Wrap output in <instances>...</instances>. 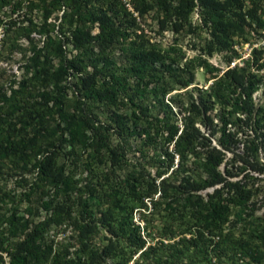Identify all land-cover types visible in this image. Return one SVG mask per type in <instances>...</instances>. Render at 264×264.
Here are the masks:
<instances>
[{"label": "trees", "instance_id": "1", "mask_svg": "<svg viewBox=\"0 0 264 264\" xmlns=\"http://www.w3.org/2000/svg\"><path fill=\"white\" fill-rule=\"evenodd\" d=\"M129 3L136 15L121 0H0V9L10 5V12L37 8L43 22L56 21L58 35L52 51L57 68L47 66L50 54L34 51L30 79L22 78L7 95L0 93V160L20 163L34 173V181L18 193L17 202L30 201L37 189L40 193L36 205L27 207L26 218L13 206L0 219L8 231L0 235V264H108L106 259L114 264H146L148 259L151 264H176L185 256L188 263L202 264L211 258L232 260L235 255L246 258L245 264H259L264 256L261 247L236 239L233 228L258 191L246 186L244 178H254L249 171L264 175V98L261 103L252 98L264 82L259 72L264 43L251 47L240 64L229 62L236 55L231 49L235 38L264 31V0ZM147 13L153 15L157 35L193 33L195 15L208 37L206 51H230L226 66L217 73L204 57H188L174 40L165 47L154 42L141 27ZM65 45L72 52L69 57L62 54ZM49 46L46 43L47 52ZM114 50L123 58L118 64L111 56ZM199 67L217 72L205 88L188 87ZM70 75L74 103L65 99V83L59 84ZM37 82L45 88L51 84L52 90L36 92ZM30 122L33 129L27 136L25 125ZM111 132L120 141L111 143ZM124 134L141 137L138 161L126 157ZM238 142H244L242 152L236 151ZM65 144L74 168L88 174L80 185L67 173V165L57 161ZM144 164L161 169L150 177ZM99 167L101 179L95 183L90 178L96 177L94 168ZM122 167L123 176L111 175ZM241 173L240 178L229 179ZM208 187L211 193L204 198L199 191ZM154 194L159 200L152 199ZM91 196L103 197L105 207L92 210ZM11 197L2 193L0 202ZM161 199L170 211L181 213L186 224L169 231L163 225L160 229L167 238L150 243L132 221V212L138 211L146 224L145 200L153 209ZM32 212L39 217L34 219ZM56 226L69 228L67 241H57L49 233ZM98 226H104L108 235L105 243L93 246L89 236ZM252 232L264 240V229Z\"/></svg>", "mask_w": 264, "mask_h": 264}, {"label": "rangeland", "instance_id": "2", "mask_svg": "<svg viewBox=\"0 0 264 264\" xmlns=\"http://www.w3.org/2000/svg\"><path fill=\"white\" fill-rule=\"evenodd\" d=\"M191 19L194 30V32L191 34L186 33L185 30H182L174 35H171L169 32H163L162 34L158 35L156 33L153 34V31L155 30L154 19L153 15H150L149 13L143 16L141 27L146 33L150 35L152 40L154 42L156 41V43L160 46L165 47L174 40L182 47V50L185 51V54L188 57L199 55L204 57L208 63L217 67L218 72H207L200 67L193 70V84L189 85L188 87L195 85L199 88H205L213 80L214 74L216 72L219 73L226 66V56L231 53L229 50H227V52L222 51L220 53L207 52L206 43L209 44L207 34L204 33V31H202V29L198 26L195 15H193ZM55 23L56 21H53L52 18H47L46 21L43 22L42 18L40 17V11H38L37 8H34L30 12L26 13L23 7H20L16 12H10V5L0 9V93L4 92L7 95L10 87L16 86L17 82H19L22 78L30 79L33 72V67L30 65V57L33 55L34 51H39L41 54H50L47 56V66H50L52 69L57 68L58 58L54 56L52 52L56 47L55 43L58 36ZM46 43H50L48 52L45 50ZM263 43L264 31L245 33L240 38H235L231 49L236 52V55L231 58L230 62L240 64L242 60L249 56L251 47H258ZM192 45H194V47H192ZM65 47L66 49L62 52V54H64L66 57H69L72 52L68 51L69 45H65ZM111 56L117 64L123 60L118 50L112 51ZM261 57L264 59V52ZM39 60H43L42 56L39 57ZM259 72L264 75V66ZM72 80L73 78L71 75L64 76L59 83L60 85H64L65 83V99L70 101V103H74L76 100L75 95L72 92V87L70 86ZM262 81L259 84L257 90L252 93L254 103H261L263 101L264 82ZM35 85L37 89L36 92H39L41 89L52 90L51 84H48L46 88L38 82ZM182 90L183 89L172 90L169 94L171 95L174 94V92ZM183 97L184 96L182 95L180 98H175V100L177 99V101H180V99H183ZM171 105H173V109L175 111L178 110L173 102H171ZM54 109L55 108H52V110ZM126 112L128 111L126 110ZM211 113H213V111H211ZM178 115H181L180 112ZM105 119H108V117ZM52 122L53 121L50 120L51 124ZM111 124L113 125V123ZM18 127L19 125L17 124L16 128ZM32 129L33 126L31 122L25 125V133L27 136H31ZM239 136L242 138V135ZM122 139L125 142L126 157H128L131 161H138L140 158L138 157L137 149L143 147L141 137L126 136V134H124ZM115 141H120V138L115 134V132H111L110 142L115 143ZM243 143L244 142H238L236 145V151L242 152L244 148L242 145ZM68 150V146L66 144L63 145L62 149L58 151L57 161L64 162L65 165H67V173H69L71 177L77 181V185H80L88 178V174L86 175V172H79V167L74 168L73 165L76 163L70 161ZM148 151L150 154V147H148ZM258 157L260 160H262L261 149L258 152ZM144 165L146 169H149L150 177H154L155 171L161 169V167L157 164L156 166H150L147 164ZM219 168L222 169V165H220ZM125 170V167L116 169L111 175L121 177L124 175ZM94 171L96 172V177H91L90 179L93 178V181L98 183L101 179L100 167L97 169L94 168ZM245 171H248V169L246 168ZM249 174H252L254 178L245 177L244 183L246 186L256 187L258 191L256 194L251 196L249 202L246 203L243 212L240 214V219L234 225L233 234L239 241L246 240L250 245H257L261 247L262 251L264 252V240H260L258 236H254L252 232L253 230L264 229V175L251 171H249ZM241 175L242 173L229 179L235 180L240 178ZM161 177H165V174L155 177L157 178L156 181H160ZM33 181L34 173L23 168L20 163L14 164V162H11L9 159L0 160V194L7 193L10 195V197L12 196L11 199L8 198L4 200V202H0V219H5V217L9 215L13 206L16 207V213L20 217L22 216L26 218L27 215H29V212L26 209L27 207L33 208L34 205H36V200L39 197L38 195H40L38 192L39 189H37V193L32 194L30 201L17 202V195L21 191L26 190ZM88 189L89 187L86 188V190L84 189V191H88ZM95 189L97 190V186ZM211 190L212 188L208 187L199 191V194L205 198L207 194L211 193ZM156 195L157 194H154L152 199H156ZM91 197L90 208L92 210L102 209L105 207L106 203L104 202L103 197ZM157 200L159 199L157 198L156 201ZM150 202L151 201L145 200L147 207L143 210V212L141 211L144 214V219L147 221L146 224L144 220L138 218V211L132 212V221L139 225L141 230L140 234L143 235L148 242L155 243L158 240L164 239V237H166L160 229L163 225H167L165 231H169V229L183 227L186 224V218H184L179 212L175 213L173 210L170 211L171 207H165L163 199H161L160 203L153 207V209L150 207ZM230 207L232 211L235 208L232 206ZM31 214H33L32 217L34 219L39 217L35 216L33 212ZM228 218L234 219L232 215H229ZM144 224L146 225V228L142 230V227H145ZM6 227V222L0 220V235H8V231L5 230ZM49 233L54 235L57 241H62L63 239L64 241H67L66 235L69 234V228L65 227V229H63V226L51 227ZM106 235L108 234L104 226H98L96 231L89 236V241L93 246L101 245L105 243L106 240L104 237ZM68 240L72 243L71 238H68ZM81 258L82 261L85 260L86 255L82 254ZM4 259L6 258L4 257ZM246 261V258H241L240 256L235 255L232 260H230V258L228 259L223 257L220 258L218 262L217 260L215 261L213 258H211L209 261H205L202 264H245ZM106 263L114 264L109 259H106ZM129 263L130 261L128 264ZM94 264L104 263L99 261L96 263L94 262ZM146 264H151L149 259L146 260ZM176 264H195V261L188 263V258L185 256L181 257V260H177ZM259 264H264V256Z\"/></svg>", "mask_w": 264, "mask_h": 264}, {"label": "built area", "instance_id": "3", "mask_svg": "<svg viewBox=\"0 0 264 264\" xmlns=\"http://www.w3.org/2000/svg\"><path fill=\"white\" fill-rule=\"evenodd\" d=\"M121 1H122L123 5H124L128 10H130V11L133 13V15H136V13L133 12L132 9H131V6H130V3H129V0H121ZM231 65H233V62H230V65H229V66H231Z\"/></svg>", "mask_w": 264, "mask_h": 264}]
</instances>
